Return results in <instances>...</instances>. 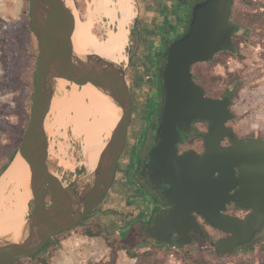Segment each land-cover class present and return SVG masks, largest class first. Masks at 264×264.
<instances>
[{
	"label": "water",
	"instance_id": "obj_1",
	"mask_svg": "<svg viewBox=\"0 0 264 264\" xmlns=\"http://www.w3.org/2000/svg\"><path fill=\"white\" fill-rule=\"evenodd\" d=\"M233 3H198L189 30L170 45L162 69L166 99L158 141L150 150L148 164L153 181L169 185L163 194L171 204L153 226L154 235L160 232L158 237L169 240L177 232L178 242L186 244L192 241L191 231L204 236L193 214L198 212L213 227L231 234L218 241L219 252L249 243L264 225V137L238 136L227 125L235 116L231 96L206 94L192 70L194 64L234 48L236 27L230 21ZM75 11L74 0H30L31 29L39 48L38 68L32 111L17 153L22 151L28 160L34 207L17 239L0 237V264H14L37 255L53 237L77 227L101 205L114 184L128 141L133 100L126 66L76 51ZM60 78L92 84L119 112V121L96 168L69 184L61 183L49 165L48 117ZM194 119L210 123L204 134L206 148L202 153L193 149L179 153L181 131H188ZM225 138L231 143L223 144ZM231 201L252 212L246 218L227 214Z\"/></svg>",
	"mask_w": 264,
	"mask_h": 264
},
{
	"label": "rangeland",
	"instance_id": "obj_2",
	"mask_svg": "<svg viewBox=\"0 0 264 264\" xmlns=\"http://www.w3.org/2000/svg\"><path fill=\"white\" fill-rule=\"evenodd\" d=\"M132 1L137 13L131 23V32L134 30V34L131 36L130 33L126 50L128 60L123 65L135 82L142 74H148L147 40L159 13L155 11L151 0ZM109 3L112 7L111 0ZM74 6L82 19L91 15L94 17L93 31L101 37H105L109 29L117 27L116 22H112L105 11L98 9V0H74ZM29 8L30 0H0V17L6 22L5 29L0 30V40L4 38V41H0V169L8 159L4 151L17 145L18 131L26 126L32 111L39 48L34 33L26 27L30 20ZM233 19L244 29L236 38V48L219 53L212 60L197 63L193 67V73L211 95L221 96L232 87L234 92L231 108L235 117L230 124L239 134L264 137V0H235ZM139 85L137 97L144 98L150 85L146 82ZM63 86V89L58 88L57 95L59 92L68 94L75 89V83L71 81ZM68 112L74 115L73 110ZM50 113L47 126L50 140L49 165L53 172L62 175L65 184H69L90 172L86 156H97L104 142V135L96 128L89 136H77L69 122L64 120L63 125L54 123L53 110ZM141 127L142 123L135 118L129 129L130 147L136 143ZM109 138L106 137V142ZM196 145L198 147L200 143ZM17 151L18 149L16 153ZM126 162L127 159H122V169ZM123 175L121 170L106 199L93 210L85 223L63 234L59 243L46 252L45 255L49 256L54 251L51 264H94L108 260L111 252L108 242L115 246L125 243L136 246L134 235L125 234L122 238L126 230L121 227L128 221L130 211L135 209L132 200H128L132 205L126 204L129 195L122 187L128 181ZM8 205L13 206L10 202L1 204L0 213ZM33 207L30 200L27 218ZM8 222L4 229H0V235L8 232L15 220L8 217ZM88 228L92 231L102 230V235L89 236L86 234ZM210 231L214 236V230L210 228ZM261 241L225 255L217 254L211 243L182 247L149 243L146 246H136V250L157 251L160 257H164L165 264H184L186 258L194 254L200 256L205 264H240L248 251L253 250L258 254L262 249ZM136 263L137 258L131 257L127 250L119 251L117 264ZM26 264H37V261H27ZM255 264L260 262L256 261Z\"/></svg>",
	"mask_w": 264,
	"mask_h": 264
},
{
	"label": "flooded vegetation",
	"instance_id": "obj_3",
	"mask_svg": "<svg viewBox=\"0 0 264 264\" xmlns=\"http://www.w3.org/2000/svg\"><path fill=\"white\" fill-rule=\"evenodd\" d=\"M202 1L205 0H151L155 11L157 10L159 15L154 20V27L150 29V36L147 40L148 67L146 70L148 74H142V78L140 79V77H138L134 82L129 72H127V79L133 100V112L129 129L133 125L135 118L140 120L142 127L136 143H134L131 147L129 145L130 142L128 136L125 150L118 163V169L113 186L116 184L118 179V173L122 170L125 180L128 181L125 184L123 183L122 187V189L127 191V195H129L126 200V204L132 205L128 202V200H132L135 203V209L130 211L131 214L128 221H126V223L123 224V227H121V229L126 230V232L122 234V238L125 234H130L129 236L134 235L136 246H146L149 243H153L157 246L178 245L179 247H182L185 245L200 246L202 243H211L217 254L225 255L231 254L238 249L253 245L258 240H262L264 238V225L259 231H257L255 237L249 243L240 244L236 246L235 249L228 252H219L217 250V243L220 239L228 237L231 234L213 227L198 212H194L193 214L199 221L205 235L203 236L200 233L191 231L190 236L192 241L187 244L178 242L179 234L177 232H173L170 235V239L165 240L158 237L160 232H156V235H154V231L152 230L157 220L161 216H164V214H166L171 207V204L163 194V191L166 190L169 185L154 182L150 176L151 170L148 166L151 161L150 150L158 141V129L160 126L161 113L166 99L162 69L166 63L170 45L175 40L181 38L183 34L189 30L195 6ZM234 5L235 0L233 8ZM233 8L230 21L236 27V31L233 36L234 48L222 50L216 55L234 50L236 48V38L239 36V33L244 30L243 27L233 19ZM196 64H194L193 67ZM194 78L199 84H201L195 75ZM141 82H146L150 85L148 93L144 97L145 99L137 97V90ZM205 90L206 94L214 96L211 95L206 88ZM233 92V88L229 87L226 93L215 97H225L228 95L232 97ZM138 106H140V108H138ZM232 120H230L227 125L231 126L238 136L252 135L239 134L230 124ZM209 125L210 123L208 120L194 119L191 122L188 131L182 130L180 140L177 143L179 153H184L191 149L199 153L204 152L206 148L204 134L209 131ZM197 143H200V146L197 147ZM230 143L231 141L229 138H225L223 141V144ZM124 158L127 159V162L125 168L122 169L121 161ZM235 190L236 189H234L232 193L235 192ZM225 212L233 216L246 218L252 212V209L241 207L234 201H231L227 204ZM90 215H88L84 220H86ZM210 228L214 230V236L210 231ZM119 232L121 231L119 230Z\"/></svg>",
	"mask_w": 264,
	"mask_h": 264
},
{
	"label": "bare ground",
	"instance_id": "obj_4",
	"mask_svg": "<svg viewBox=\"0 0 264 264\" xmlns=\"http://www.w3.org/2000/svg\"><path fill=\"white\" fill-rule=\"evenodd\" d=\"M109 2L110 0H98V9L105 11L112 22H116L117 27L109 29L106 36L101 37L93 31L94 17L90 14V17L82 19L75 11L74 47L80 54L93 53L123 64L128 60L126 50L130 40L131 23L137 12L134 10L132 0H111L112 7ZM67 81L68 79L65 78L58 79V88L63 89V84ZM74 83L73 91L68 94L59 92L54 97L51 107L54 112L53 120L60 125H63L66 120L77 136H89L96 128H99L104 135V142L97 156H86V165L90 171H93L106 145V137L112 135L119 121V112L110 98L92 84ZM68 110H73L74 115H70ZM53 173L64 184L62 175ZM30 200V168L25 154L19 151L9 168L0 176V208L1 204L4 205L7 202L13 204V206L8 205L6 210L0 213V229L7 226L8 217L15 220L10 230L0 237L8 236L17 239L20 236L21 229L27 220Z\"/></svg>",
	"mask_w": 264,
	"mask_h": 264
},
{
	"label": "trees",
	"instance_id": "obj_5",
	"mask_svg": "<svg viewBox=\"0 0 264 264\" xmlns=\"http://www.w3.org/2000/svg\"><path fill=\"white\" fill-rule=\"evenodd\" d=\"M30 8L28 10V14H29ZM6 22L5 20H3L0 17V30L5 29ZM31 32V21L28 20L27 26H26ZM33 33V32H32ZM134 34V30L131 32V36ZM0 41H4V38H2ZM37 68H38V58H37V66H36V70H35V78L37 76ZM142 78V76H140V79ZM32 97H34V93L32 95ZM29 122V120H28ZM27 122V124H28ZM27 124L26 126L18 131V142L17 145L13 148H7L4 153L5 155L8 157L7 161L3 164V166L0 169V175L7 169V167L9 166V164L11 163V161L13 160V158L15 157L16 154V150L18 149L20 142L22 140V137L24 135V132L27 128ZM32 203L34 204V202L32 201ZM87 220V219H86ZM84 220L80 225H83L85 223ZM79 225V226H80ZM71 230L68 231H64L61 232L60 234H58L57 236L53 237L46 245L45 247L35 256L31 257V258H26V259H21L18 260L16 263L14 264H26L27 261H33L36 260L37 264H51V257H53L54 255V251L49 253V256H46V252L49 251V249L51 247H55L56 244L59 243V240L61 238V236L63 234H66L68 232H70ZM86 234L89 236H100L102 235V230L99 231H92V229L88 228L86 230ZM109 246L111 247V252H110V257L108 260H101L98 262H95L94 264H117L118 258H119V251L122 249L127 250L128 254L133 257V258H137V263L136 264H165V259L164 257H160L157 251H146V252H138L136 250V246H131L127 243L119 245V246H115L114 243L112 242H108ZM262 244V249L258 252V254H255V252L252 251H248L246 253V255L243 257L242 261L240 264H255L256 261H259L260 264H264V238L261 241ZM184 264H205L204 260L198 256L197 254H194L192 256H190V258H186L185 263Z\"/></svg>",
	"mask_w": 264,
	"mask_h": 264
}]
</instances>
